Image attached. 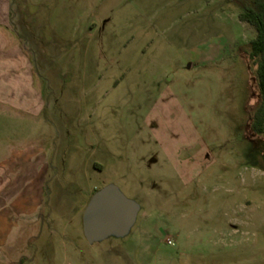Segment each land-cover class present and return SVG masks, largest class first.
I'll return each instance as SVG.
<instances>
[{"label": "rangeland", "instance_id": "1", "mask_svg": "<svg viewBox=\"0 0 264 264\" xmlns=\"http://www.w3.org/2000/svg\"><path fill=\"white\" fill-rule=\"evenodd\" d=\"M247 2L0 0V103L7 86L43 98L26 118L35 137L12 117L6 132L40 141L48 164L40 218L4 249L12 262L264 264ZM108 183L140 211L125 237L89 244L82 212Z\"/></svg>", "mask_w": 264, "mask_h": 264}, {"label": "crops", "instance_id": "2", "mask_svg": "<svg viewBox=\"0 0 264 264\" xmlns=\"http://www.w3.org/2000/svg\"><path fill=\"white\" fill-rule=\"evenodd\" d=\"M25 63L22 56L18 63ZM25 71H21L22 78ZM20 75V74H19ZM19 77V76H18ZM28 91V92H27ZM0 103V264H15L7 250H4L25 223H35L39 206L43 199L44 183L47 176V157L45 146L40 141H30L35 130L26 133L27 116L37 118L43 107L42 92L24 86L3 87ZM33 94V98L26 95ZM34 102H31V101ZM31 114H28V112ZM28 114V115H27ZM9 117L18 119L23 134L27 136L12 138L6 132ZM22 119V120H20ZM26 124V125H25ZM36 129V128H34ZM28 131V130H27ZM17 264H22L18 260Z\"/></svg>", "mask_w": 264, "mask_h": 264}, {"label": "water", "instance_id": "3", "mask_svg": "<svg viewBox=\"0 0 264 264\" xmlns=\"http://www.w3.org/2000/svg\"><path fill=\"white\" fill-rule=\"evenodd\" d=\"M140 204L114 183L97 188L82 212V231L89 244L125 237L135 224Z\"/></svg>", "mask_w": 264, "mask_h": 264}, {"label": "trees", "instance_id": "4", "mask_svg": "<svg viewBox=\"0 0 264 264\" xmlns=\"http://www.w3.org/2000/svg\"><path fill=\"white\" fill-rule=\"evenodd\" d=\"M240 21L255 29V37L249 42V57L256 64V76L260 103L251 118V128L256 133H264V0H248L238 12Z\"/></svg>", "mask_w": 264, "mask_h": 264}]
</instances>
